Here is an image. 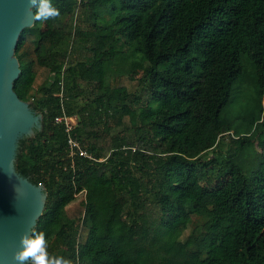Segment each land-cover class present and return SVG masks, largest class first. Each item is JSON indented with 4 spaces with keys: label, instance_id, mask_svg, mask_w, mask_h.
I'll list each match as a JSON object with an SVG mask.
<instances>
[{
    "label": "trees",
    "instance_id": "1",
    "mask_svg": "<svg viewBox=\"0 0 264 264\" xmlns=\"http://www.w3.org/2000/svg\"><path fill=\"white\" fill-rule=\"evenodd\" d=\"M53 2L58 19L21 31L13 82L43 118L18 140L15 170L45 188L34 228L49 251L73 264H264V0ZM242 60L260 108L243 118L258 137L248 172L250 131L222 115ZM60 78L94 158L73 165L54 122Z\"/></svg>",
    "mask_w": 264,
    "mask_h": 264
},
{
    "label": "water",
    "instance_id": "2",
    "mask_svg": "<svg viewBox=\"0 0 264 264\" xmlns=\"http://www.w3.org/2000/svg\"><path fill=\"white\" fill-rule=\"evenodd\" d=\"M33 23L27 0H0V264H14L19 237L35 227L47 197L42 184L15 170L18 140L43 126L42 114L13 90L20 72L14 51L21 31Z\"/></svg>",
    "mask_w": 264,
    "mask_h": 264
},
{
    "label": "clouds",
    "instance_id": "3",
    "mask_svg": "<svg viewBox=\"0 0 264 264\" xmlns=\"http://www.w3.org/2000/svg\"><path fill=\"white\" fill-rule=\"evenodd\" d=\"M27 5L35 22L44 23L61 16L60 8L53 0H27ZM12 260L14 264H73L69 257L52 254L45 232L37 231L34 227L20 235Z\"/></svg>",
    "mask_w": 264,
    "mask_h": 264
},
{
    "label": "rangeland",
    "instance_id": "4",
    "mask_svg": "<svg viewBox=\"0 0 264 264\" xmlns=\"http://www.w3.org/2000/svg\"><path fill=\"white\" fill-rule=\"evenodd\" d=\"M242 61L246 65L245 75L235 83L231 93V101L223 109L222 115L228 122H230L233 127L232 131H234L237 126L240 131H250V138L255 144L253 145V148H251V146L247 147L242 155L243 158L245 157L243 165L246 172H248L254 160V146L258 149V137L255 130H253L254 126L248 125L247 121H244L243 118L256 117L260 108L252 78V70L244 60ZM117 130L118 129H115L113 132H116ZM212 155V152L208 154L210 157H212ZM190 230L191 229L189 227L184 231L183 235L186 236Z\"/></svg>",
    "mask_w": 264,
    "mask_h": 264
},
{
    "label": "built area",
    "instance_id": "5",
    "mask_svg": "<svg viewBox=\"0 0 264 264\" xmlns=\"http://www.w3.org/2000/svg\"><path fill=\"white\" fill-rule=\"evenodd\" d=\"M62 76V74H61ZM60 76V77H61ZM59 90L55 94L59 98L60 111L54 117V122L63 126L66 133V144L68 149V157L71 165L75 162L77 157H85L94 159L85 148L82 147L80 142L72 135V130L77 123V117L75 115H68L64 107V91L62 78L58 81Z\"/></svg>",
    "mask_w": 264,
    "mask_h": 264
}]
</instances>
